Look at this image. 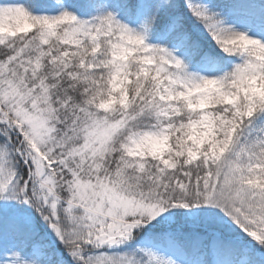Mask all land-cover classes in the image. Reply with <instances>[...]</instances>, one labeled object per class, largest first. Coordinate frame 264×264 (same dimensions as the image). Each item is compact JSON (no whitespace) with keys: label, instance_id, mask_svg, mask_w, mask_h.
Listing matches in <instances>:
<instances>
[{"label":"snow or ice","instance_id":"obj_1","mask_svg":"<svg viewBox=\"0 0 264 264\" xmlns=\"http://www.w3.org/2000/svg\"><path fill=\"white\" fill-rule=\"evenodd\" d=\"M0 264H264V0H0Z\"/></svg>","mask_w":264,"mask_h":264}]
</instances>
